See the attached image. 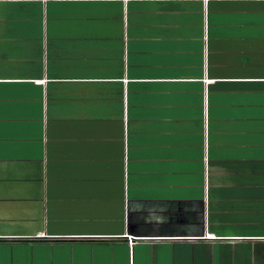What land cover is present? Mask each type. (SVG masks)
Wrapping results in <instances>:
<instances>
[{
  "label": "crops",
  "instance_id": "crops-1",
  "mask_svg": "<svg viewBox=\"0 0 264 264\" xmlns=\"http://www.w3.org/2000/svg\"><path fill=\"white\" fill-rule=\"evenodd\" d=\"M0 264H264V0H0Z\"/></svg>",
  "mask_w": 264,
  "mask_h": 264
}]
</instances>
